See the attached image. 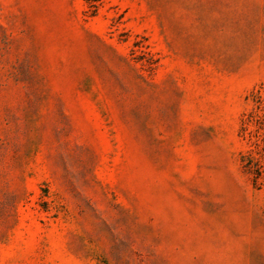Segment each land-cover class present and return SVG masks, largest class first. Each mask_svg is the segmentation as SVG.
<instances>
[{"label": "rangeland", "instance_id": "374dc122", "mask_svg": "<svg viewBox=\"0 0 264 264\" xmlns=\"http://www.w3.org/2000/svg\"><path fill=\"white\" fill-rule=\"evenodd\" d=\"M0 264H264V0H0Z\"/></svg>", "mask_w": 264, "mask_h": 264}]
</instances>
